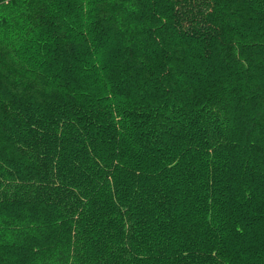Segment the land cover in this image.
I'll return each mask as SVG.
<instances>
[{"label":"trees","instance_id":"1","mask_svg":"<svg viewBox=\"0 0 264 264\" xmlns=\"http://www.w3.org/2000/svg\"><path fill=\"white\" fill-rule=\"evenodd\" d=\"M0 264H264V0H0Z\"/></svg>","mask_w":264,"mask_h":264}]
</instances>
